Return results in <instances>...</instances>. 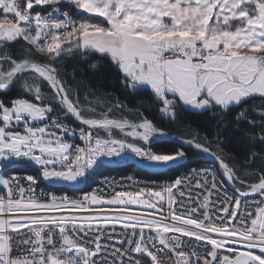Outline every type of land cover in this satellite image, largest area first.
I'll list each match as a JSON object with an SVG mask.
<instances>
[{"label": "snow or ice", "instance_id": "6c2138e0", "mask_svg": "<svg viewBox=\"0 0 264 264\" xmlns=\"http://www.w3.org/2000/svg\"><path fill=\"white\" fill-rule=\"evenodd\" d=\"M0 17V264H264V0H0ZM83 67L208 131L90 100ZM127 164L187 170L97 184Z\"/></svg>", "mask_w": 264, "mask_h": 264}, {"label": "trees", "instance_id": "16d2710c", "mask_svg": "<svg viewBox=\"0 0 264 264\" xmlns=\"http://www.w3.org/2000/svg\"><path fill=\"white\" fill-rule=\"evenodd\" d=\"M73 70V66L69 65L68 71L71 72ZM77 73H84V78L88 82V87L91 89L92 92H94L95 96H89L90 100H94L97 97L101 99L102 103L107 102H114L116 98L123 101L128 107H139L140 111L143 112L145 115H147L150 119H152L155 123H157L158 126L163 127L166 129L171 136H176L179 134L180 131H183L185 129L186 125H190L191 128L201 132V134H204L206 131H208L206 128H204L200 121L203 118L196 117L189 113L180 112L178 115V123H171L167 118H161L159 114L155 111L154 107L150 106V99L146 95H140L135 97L134 99L131 97H126V95L119 90V87L115 80L111 77V75L108 73L106 67H101L99 71L92 72L89 71L86 67L83 68H76ZM83 92L84 88H81V97L83 99ZM109 95L113 97L112 101H105L104 96ZM143 102L141 105L140 102ZM99 107V106H98ZM229 119H231L229 117ZM241 128H244V125H241ZM215 147V146H214ZM223 150L225 152H229L233 155L243 154V151L245 149V144H243L240 140L239 135H234L231 137V139L222 145ZM173 143L169 140H156L154 143V149L156 151L161 152H167L172 150ZM187 167H194L199 165H205L206 161L204 160H198L196 158H193L191 161H185L184 162ZM199 163V165H197ZM19 168V166H17ZM186 168H178L176 165L169 166L164 171H158V172H152L147 169L143 168H136L134 165L127 164V165H118V166H112V167H101L100 173L96 175V177L102 175V174H132V175H140L144 177H152L159 179H169L173 174L174 175H180L182 171H186ZM21 173H27L32 174L36 176L39 180V183H44L48 188H53L48 184L47 181H43V179L40 177V173L36 171L34 168L26 167L19 171V174Z\"/></svg>", "mask_w": 264, "mask_h": 264}, {"label": "built area", "instance_id": "2783aa9c", "mask_svg": "<svg viewBox=\"0 0 264 264\" xmlns=\"http://www.w3.org/2000/svg\"><path fill=\"white\" fill-rule=\"evenodd\" d=\"M65 10H68V9H65ZM2 18V17H0ZM197 167V166H195ZM20 175H32V174H27V173H24V174H20ZM34 176V175H33ZM126 176H134L136 177V179L140 180V181H148L149 178H144V177H141V176H138V175H132V174H122V175H111V174H102L98 177H95V179L97 180V184H99L100 181L104 180L105 177L109 178V179H115V180H121L123 177H126ZM156 183H165L167 182L168 179H163V180H155L153 179ZM151 182V181H149ZM97 184H94L93 187H96ZM83 187V186H82ZM52 191H55L56 192V195L59 196V195H62L63 193L56 190V189H50L48 188L44 183H39V187L37 188V192H44V193H49V192H52Z\"/></svg>", "mask_w": 264, "mask_h": 264}, {"label": "rangeland", "instance_id": "374dc122", "mask_svg": "<svg viewBox=\"0 0 264 264\" xmlns=\"http://www.w3.org/2000/svg\"><path fill=\"white\" fill-rule=\"evenodd\" d=\"M200 166V165H199ZM195 167V166H194ZM143 169H145V168H143ZM167 168H160V169H147V170H149V171H152V172H158V171H164V170H166Z\"/></svg>", "mask_w": 264, "mask_h": 264}, {"label": "bare ground", "instance_id": "6f19581e", "mask_svg": "<svg viewBox=\"0 0 264 264\" xmlns=\"http://www.w3.org/2000/svg\"><path fill=\"white\" fill-rule=\"evenodd\" d=\"M200 166H204V165H200ZM21 174H24V173H21ZM111 175H115V174H111ZM116 175H122V174H116ZM138 176H140V175H138ZM141 177H144V176H141ZM144 178H149V177H144ZM152 179L163 180V179H157V178H152Z\"/></svg>", "mask_w": 264, "mask_h": 264}, {"label": "water", "instance_id": "95a60500", "mask_svg": "<svg viewBox=\"0 0 264 264\" xmlns=\"http://www.w3.org/2000/svg\"><path fill=\"white\" fill-rule=\"evenodd\" d=\"M160 140H166V139H160ZM170 141V140H169Z\"/></svg>", "mask_w": 264, "mask_h": 264}]
</instances>
